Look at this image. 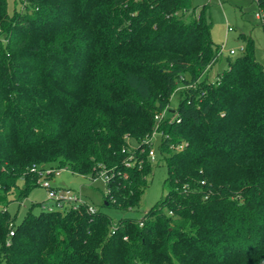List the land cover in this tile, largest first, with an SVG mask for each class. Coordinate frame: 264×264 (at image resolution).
<instances>
[{
    "label": "trees",
    "instance_id": "1",
    "mask_svg": "<svg viewBox=\"0 0 264 264\" xmlns=\"http://www.w3.org/2000/svg\"><path fill=\"white\" fill-rule=\"evenodd\" d=\"M20 1L10 13L0 0V264H264V66L254 40L211 80L221 50L207 5ZM175 93L178 117L159 127L166 194L141 218L81 206L15 222L7 205L38 185L33 164L106 172L104 205L138 208L152 172L144 140Z\"/></svg>",
    "mask_w": 264,
    "mask_h": 264
},
{
    "label": "rangeland",
    "instance_id": "2",
    "mask_svg": "<svg viewBox=\"0 0 264 264\" xmlns=\"http://www.w3.org/2000/svg\"><path fill=\"white\" fill-rule=\"evenodd\" d=\"M7 1L10 13H13L15 9L20 10L22 8L20 0L17 2L16 0ZM192 2L193 7L197 8V13L200 7L207 5L206 17L212 25V40L221 50L219 61L210 73L211 80H214L218 73L228 69L229 58H236L244 53L240 48L241 46L246 48L247 38L254 40L255 58L264 66V26L263 21L256 15V12L261 8L257 0H192ZM192 11L187 13V17L191 16ZM231 49L235 50V54L230 53ZM178 101L179 95L175 93L169 105L172 113L176 109ZM160 142V136H156L153 140L152 149L156 153V160L152 162V172L147 176V185L140 205L136 209L120 211L114 207H106L104 205L106 186L102 177L84 176L64 168L59 175L54 177V181L57 186L81 190L90 204L97 209L107 211L114 221L123 216L141 218L166 194L164 184L168 176V168L166 159L159 149ZM129 144L134 147L136 143L131 139ZM43 165L61 168L57 166L56 162L44 163ZM20 184L23 187V181H20ZM12 199L8 203L7 209L15 218L16 223L21 222L28 211L31 210L38 214L43 210L44 205H52L47 189L40 185L33 187L28 194L20 199L16 195L12 196Z\"/></svg>",
    "mask_w": 264,
    "mask_h": 264
},
{
    "label": "built area",
    "instance_id": "3",
    "mask_svg": "<svg viewBox=\"0 0 264 264\" xmlns=\"http://www.w3.org/2000/svg\"><path fill=\"white\" fill-rule=\"evenodd\" d=\"M256 15L259 19L264 21V7L259 8V10L256 12ZM231 30V28H229ZM241 50L244 51V46H241ZM221 53V51H220ZM219 53V56H220ZM231 54H235V50H230ZM180 89V87H179ZM172 110L169 109V107H166L163 111L157 113L155 115L156 124L155 127L151 133L145 140L144 144L145 146L142 149V152H145L147 157L153 162L156 160V153L152 149L153 140L156 136H160L161 138L165 135L162 130L159 129L161 121L165 118H169V121H173L178 117V113H176L175 109L173 113ZM169 114H171L169 116ZM132 145L129 144L128 151L131 150ZM188 146V142L183 141L177 144H173L170 146V148L174 151H180L185 149ZM131 147V148H130ZM126 149H123L125 151ZM133 154H130L128 157L127 165H133ZM64 170V168H57L55 166H49V165H43V164H33L30 167V171L35 173L37 175V184L45 187L48 191L49 200L52 201V205H44L43 208L49 211H52L54 209H78L81 206H86L87 210L91 213H94L97 211V208L90 204L85 198L86 196L83 194L81 190H74L69 187H61L56 186L54 184V177L56 175H59L61 171ZM104 181L105 185L110 182L111 175L102 172L101 176ZM105 192H108V189L106 188ZM2 208V205H0V209ZM142 224V222H141ZM14 234V230L12 229L10 231V235Z\"/></svg>",
    "mask_w": 264,
    "mask_h": 264
},
{
    "label": "crops",
    "instance_id": "4",
    "mask_svg": "<svg viewBox=\"0 0 264 264\" xmlns=\"http://www.w3.org/2000/svg\"><path fill=\"white\" fill-rule=\"evenodd\" d=\"M54 184L56 185L55 181H54ZM57 186V185H56Z\"/></svg>",
    "mask_w": 264,
    "mask_h": 264
}]
</instances>
